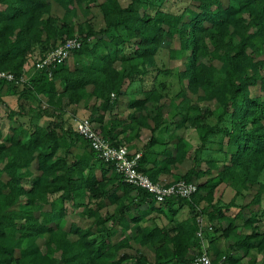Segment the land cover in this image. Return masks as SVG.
Segmentation results:
<instances>
[{"label": "trees", "instance_id": "trees-1", "mask_svg": "<svg viewBox=\"0 0 264 264\" xmlns=\"http://www.w3.org/2000/svg\"><path fill=\"white\" fill-rule=\"evenodd\" d=\"M163 1L129 0L122 5L120 0H0V69L11 72L16 80L24 77L26 65L35 70L23 82L0 79V104L3 97L15 96L18 114L30 101L37 103L31 110L41 113L30 116V125L24 127L12 120L10 109L6 116L11 123L5 134L0 125V264H190L202 253L197 215L205 214L210 223L222 215L212 203L218 182H228L236 194L252 190V198L226 220L220 236L234 240L227 253L218 257L207 253L214 263L224 257V264H236L231 250L253 247L262 252L264 264V230L254 226L249 234L242 232L250 224L263 221L264 225V209L244 212L251 205L259 206L264 198V0H186L173 12L162 9ZM84 2L97 3L101 10L104 26L98 31L75 22L77 7ZM54 7L62 13H54ZM113 30L117 32L108 38ZM72 37L81 41L70 54L72 67L65 60L51 69L35 68L47 51ZM174 39L179 47L169 48V57L182 60L176 75L186 82L185 88L172 98L157 88L140 89L126 107L132 110L128 118L136 126L135 135L139 136L141 128L152 133L141 153L139 170L153 181H161L159 176L166 174L168 182L184 180L197 186L189 199L170 197L158 204L101 160L74 127L65 126L63 118L67 114L71 118L67 110L73 106L87 109L91 122L103 123L104 114L117 106L125 80L145 75L148 69L154 76L163 73L156 68L154 56ZM35 50L38 55L32 58ZM116 61L121 64L116 66ZM192 96L213 103L217 115L215 124L197 128L198 149L217 132L230 149L228 161L220 166L208 160L207 173L212 167L218 173L202 183L194 181L198 168L169 171L191 153L190 144L174 132L187 128L191 121L188 104ZM177 99L174 111L166 112L165 107ZM42 100L46 107L41 106ZM181 103L186 104L185 110ZM45 116L56 120L45 126L40 123ZM226 117L227 127L217 130ZM115 120L110 119L111 123ZM164 124L173 129L164 141L172 149L147 151L158 142L153 134ZM100 129L114 145L125 144ZM81 197L89 201L77 202ZM180 200L191 211L175 221L172 216L177 209L171 206L179 207ZM104 202L115 204L106 217L100 213ZM201 202L206 205L195 211ZM69 209L93 217L95 232L105 235L98 238L89 227L67 225ZM153 210L163 212L173 223L158 224L148 216ZM107 221L110 225H105ZM116 229L118 238L109 240ZM127 230L128 238L123 234ZM129 238L137 239L140 247H150L153 259L139 249L129 252L133 249ZM251 261L255 264V259Z\"/></svg>", "mask_w": 264, "mask_h": 264}, {"label": "rangeland", "instance_id": "rangeland-1", "mask_svg": "<svg viewBox=\"0 0 264 264\" xmlns=\"http://www.w3.org/2000/svg\"><path fill=\"white\" fill-rule=\"evenodd\" d=\"M122 5H126L129 0H120ZM186 3V0H164L162 3V9L165 11H170L173 12L175 10H178L180 7H182ZM53 12L60 15L62 13V9L53 8ZM76 24H80L83 26L84 24L87 27L90 25L92 29L94 30H99L104 26L103 22V17L101 10L97 3H89V2H84L83 4L78 5L77 7V14H76V19H75ZM77 29V27L75 28ZM86 29V28H85ZM117 31L113 30L110 31L106 36L109 38L113 36ZM78 31L74 33V35H78ZM97 37V36H95ZM36 46V45H35ZM179 47V42L178 40H171L170 44L168 47H161L157 53L155 54V63H156V68H158L160 71H163V73H157L155 76L151 73V70L148 69L147 73L145 75H137L135 74L133 78L130 80H125V83L123 84L124 91L123 93L118 97V104L116 107H114L112 110L109 111V115H107L106 119L108 118L111 119L112 116L117 119H122L124 120L123 123L127 122V119L130 120L129 118H126L127 114L130 113V109H126L128 105V101L138 95V91L140 89L143 90H148L151 88H157L161 93H163L167 97H174L179 91L185 88L186 82L181 81L178 79L176 73L177 69L181 66L182 60L176 58H170L169 57V48L177 49ZM39 50H35L33 57L35 58L38 55ZM123 52L125 50L123 49ZM67 66L72 67L73 65V58L69 57L67 60ZM137 62L136 60H130V63ZM121 62L116 61L115 65L119 66ZM35 75V70L33 66L31 65V68L29 70V74L25 73L24 78L29 79ZM253 89V88H252ZM254 92L258 93V88L253 89ZM203 93L202 90L200 94ZM114 99V97H113ZM12 106H9L8 103L4 105V103L0 104V112H2V116H0V125L2 128V132L5 134L7 129H8V124L9 121L7 119V116L5 113L8 112V110H12L13 116L12 120L19 121L22 123L24 127H28L29 124V118L30 116L34 114H41L40 110L38 111L37 109L31 110L32 107H37L36 102H26L23 105L22 112L18 114V107L17 103H15L14 99L9 100ZM8 102V101H7ZM42 107H46V102L45 100L40 101ZM180 102L179 99L175 100L173 106H166L165 111L167 112H173L174 111V106ZM191 104V107L188 108V112L190 117H192L187 124V128H180L178 129L175 134L184 136V133L188 130L186 136V140L190 142V150L191 153L189 154L188 158L180 165L179 171L183 172L184 170L190 168V167H195L200 169L199 173L197 174V179L194 180L195 182H203L205 179H211L215 177L217 170L215 167L210 168V172L207 173L208 171V160L212 159L213 161L216 162V166H220L221 163H225L229 159V152L230 149L226 147L223 142V136L221 133H213L208 137L207 142L205 145L201 147V149H198V146H200V140L198 137L197 128L202 125L201 127H206L208 125H213L216 123V110L215 107L213 106V103H209L206 100H196L194 96H192V101L188 105ZM40 106V107H41ZM186 104L181 103V107L184 109ZM41 109V108H40ZM185 110V109H184ZM107 113V112H106ZM52 113H49L48 115H51ZM65 120L63 118V122H65V126L67 127H74V123L72 122V116L71 118L68 117L67 115H64ZM196 117V118H195ZM53 117L45 116L40 119V123L45 125V126H51L53 123L51 121H55ZM193 122H196L193 123ZM11 123V121H10ZM171 124V123H170ZM166 125V124H164ZM172 125V124H171ZM228 125V120L227 117L226 119L221 122L218 127L216 128L217 130H220L223 127H227ZM120 127H122L120 125ZM136 127V126H135ZM135 127L131 126L127 129L122 130L126 131L130 128H133L135 130ZM119 128V127H118ZM120 129V128H119ZM168 128H165L164 130L166 131ZM187 129V130H186ZM132 135V133H130ZM123 135H126L124 132ZM185 140V141H186ZM147 141V140H146ZM186 141V142H187ZM134 144V143H133ZM132 146H135L133 145ZM136 146L134 147V149ZM79 151V150H78ZM133 151V149H132ZM196 161H193V159ZM198 165V166H197ZM2 164L0 163V167ZM215 180V179H214ZM213 181V180H211ZM261 181L264 182V173L261 176ZM252 198V190L248 193L244 194H236V190L231 187V185L228 182H218L216 186L213 188V195H212V203H215L217 207H220L221 209V217L218 220H214L212 223L209 222L207 216L204 214H198L197 218L199 219V226H200V237L202 239V248L200 249L199 252L206 251L208 253H212L214 257H218L224 253H227V247L230 244V242L234 241L232 237L228 238H223L220 236L222 233L223 229L227 226V221L230 219V217L236 216L239 210V206L247 204ZM89 199L86 197H81L76 199L77 202H88ZM180 206H184L182 209H180L179 214H177V218L179 219L180 216L185 217L186 214L189 215V208L187 205H185L184 201H178L177 202ZM104 206L100 209V213L102 214L103 217H106V215H109V213L113 212V208L115 204H111L109 202H104ZM68 206L69 203H66ZM205 202H201L198 208H196L195 211L200 210L202 206H205ZM69 208V207H68ZM261 209H264V198L259 206L256 205H251L249 208L244 209L245 214H249L250 212H256V211H261ZM80 210V209H79ZM82 210V209H81ZM183 213V214H182ZM192 213V212H191ZM220 213V214H221ZM153 217V216H151ZM66 224L68 225L69 222H74L75 224H78L81 227H89L93 231V236L95 237H100L104 236L105 234L95 232L96 225L93 223V217L86 218L78 215L77 213L74 212V210L69 209V213L66 217ZM164 222L167 220H163ZM237 223L241 221V218L238 217L236 219ZM263 221L255 224H250L244 229H242V232L244 234H249L251 232V229L254 226L260 227V231L264 230V225L262 224ZM169 225L170 223L167 222ZM166 224V225H167ZM105 225H110V222L107 221ZM165 225V224H163ZM221 225V226H220ZM115 227V226H114ZM118 229V228H117ZM112 236V238H109V240H114L116 237L118 238V235L120 234L117 232ZM262 229V230H261ZM237 230H239V227H237ZM129 230L125 231L123 234L128 238L130 236V233L128 232ZM198 235V234H197ZM130 240V238H129ZM255 243V239L252 238V240ZM130 243L132 244L133 249L130 250L129 252L134 253V249H139L140 252H143L150 260L153 259V251L149 247H140L137 239H131ZM239 254L236 255L237 257V263L236 264H249L251 262L252 264V259H255V264H261L263 260L262 252L259 251L257 248H250L249 250L242 249L241 251H238ZM197 253V250H194L195 255ZM130 261V260H128ZM128 263V262H127ZM227 264H231L228 263Z\"/></svg>", "mask_w": 264, "mask_h": 264}, {"label": "built area", "instance_id": "built-area-1", "mask_svg": "<svg viewBox=\"0 0 264 264\" xmlns=\"http://www.w3.org/2000/svg\"><path fill=\"white\" fill-rule=\"evenodd\" d=\"M81 41L77 37L66 39L35 62L37 69H51L64 62L70 57L72 50L80 47ZM0 79L7 81L23 82L27 79L21 77L19 80L11 72L0 69ZM113 97V94L111 95ZM76 132L88 141L90 147L97 156L106 163L113 165L116 172L120 173L124 180L138 188L145 190L156 203H164L167 198L179 197L189 199L196 191L194 182L179 180L176 182L153 181L138 168L141 156L140 152L131 153L126 144L114 145L109 139L104 137L88 118L76 119L74 123ZM200 229L198 235L200 236ZM224 257L216 263L211 256L203 251L196 255L190 264H224Z\"/></svg>", "mask_w": 264, "mask_h": 264}, {"label": "crops", "instance_id": "crops-1", "mask_svg": "<svg viewBox=\"0 0 264 264\" xmlns=\"http://www.w3.org/2000/svg\"><path fill=\"white\" fill-rule=\"evenodd\" d=\"M30 68H31V65L30 64L26 65V67H25V71L26 72L25 73L29 74ZM12 99H14L15 103H17L15 96H5V97H3L4 105L6 103L9 104L10 103L9 100H12ZM9 106H12V105L9 104ZM74 110H75V112H74ZM67 111L70 112V114L73 116V119H72V122L73 123H75V120L76 119L87 118L88 115H89V111L87 109H80V108H78V109H75L74 108L73 109V106L68 107V110ZM5 115H7V113H5ZM107 115H109L108 112L104 114L103 123L102 122L101 123H98V122L92 121L93 124H94V126L97 129H99V130H101L100 128L103 127L105 130H108L110 132V134L113 135V137L116 136L119 140H123L124 143L126 144V146L128 147V150L131 153H133V152H140L143 155L144 146L146 144V140L148 141L150 139V137H152L151 130L148 129V128H141V130L139 131V136H137V135H135V132H134V129L133 128H130V129L126 130V131H124V130L121 129L122 127H123V129H127V128H129L131 126V124H132V126H134V123H132L131 120H128L127 119V122L123 123L124 120L117 119V118H114V116H112L111 117V120L112 119H116L115 120L116 122H112L111 123L110 118H108V120L106 119L107 118L106 117ZM0 116H2V112H0ZM126 118H128V114H127ZM7 119L9 121V118H7ZM9 124H10V121H9ZM9 124H8V126H9ZM120 125L122 127H120ZM126 126H128V127L126 128ZM164 126L165 125L161 126V129H159V131H155V133L153 134V137L157 138V141L158 142L155 145H152V146L148 147L147 151L157 152V151H160V150H162L164 148L172 149L171 148L172 147V144H170V143L166 144V143H164V141L167 140V138H168V136H169L170 133L171 134L173 133V129L171 128V126H169L168 129L165 131L164 130ZM124 132L126 133V135H123ZM187 132H188V130L184 133V136H182L184 138V140H186L185 139L186 138L185 135L187 134ZM130 133H132V135ZM187 142L190 144L189 141H187ZM132 144L136 146L135 149H134L135 146H132ZM132 149H133V151H132ZM149 160L151 161L150 156H149ZM179 168H180V166L177 167V168H173L172 170H169V171L175 172V171L179 170ZM98 169L99 168L97 167V173L100 172ZM159 178L161 179V181H168L169 180V176L166 175V174L165 175L161 174L159 176ZM183 207L184 206H179L178 207V205H172L171 206V209L172 210L173 209H177L176 214H173V216H172L173 217L172 218L173 220H175V221H181V220L185 219L188 216L186 214L185 217L180 216L179 219H176L177 218V214H179L180 209H182ZM148 216H153L154 221L157 222L158 224H161V225L167 224V222H169L168 221L169 218L163 212L161 213V212H156V211L153 210V211L150 212V214ZM164 219L167 220V222L166 221L164 222L163 221ZM169 223L172 224L173 222L171 221ZM197 234H198V231H197ZM231 243L232 242H230V244ZM230 244L228 245V247L230 246ZM231 251H233V256L234 257L239 254V252L237 250H234L233 249Z\"/></svg>", "mask_w": 264, "mask_h": 264}]
</instances>
